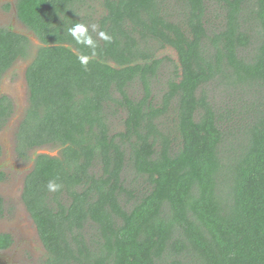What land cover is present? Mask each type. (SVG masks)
Wrapping results in <instances>:
<instances>
[{
	"label": "trees",
	"instance_id": "obj_1",
	"mask_svg": "<svg viewBox=\"0 0 264 264\" xmlns=\"http://www.w3.org/2000/svg\"><path fill=\"white\" fill-rule=\"evenodd\" d=\"M95 1L16 2L41 43L20 153L60 148L23 193L44 264H264V0ZM31 45L0 27V74Z\"/></svg>",
	"mask_w": 264,
	"mask_h": 264
},
{
	"label": "flooded vegetation",
	"instance_id": "obj_2",
	"mask_svg": "<svg viewBox=\"0 0 264 264\" xmlns=\"http://www.w3.org/2000/svg\"><path fill=\"white\" fill-rule=\"evenodd\" d=\"M16 2L17 0H0V27L27 35L31 42L30 36L25 33L27 28L17 17ZM21 27L23 28L20 30ZM29 32L34 35L32 31L29 30ZM32 43L34 42L32 41ZM40 44L39 42V46ZM39 46L35 47V53ZM16 60L0 74V235L8 237V244L0 247V264H33L36 262L33 260L35 241H40L44 250L45 247L37 226L27 210L23 193L26 181L34 169L36 155L39 154L36 151L37 153L35 152L29 157L31 155L29 151L40 146L25 147L24 152L20 153V128L24 124L30 106V92L26 72L25 74L19 73V77L13 82L8 77L5 78V74L15 67ZM4 145L8 148L11 147L14 154ZM28 157L27 170L19 175L18 172L23 171L22 168H19V162L25 161ZM5 159L10 160V169L3 164ZM7 179L15 180L9 187H4ZM13 197L19 200L20 207L18 209L14 200L10 199ZM6 205L9 206V209L6 208ZM15 207L17 211L13 212ZM44 263L45 258L42 261V264Z\"/></svg>",
	"mask_w": 264,
	"mask_h": 264
},
{
	"label": "rangeland",
	"instance_id": "obj_3",
	"mask_svg": "<svg viewBox=\"0 0 264 264\" xmlns=\"http://www.w3.org/2000/svg\"><path fill=\"white\" fill-rule=\"evenodd\" d=\"M91 3H92V10L94 11V13L98 16L100 13H103L105 12V9L103 8V6L101 4H99V2L95 1V0H91ZM89 13H92L93 11L91 9H87ZM16 28L17 25H15ZM23 27L19 28L20 30L22 29ZM29 36H30V39L34 42L32 43L31 41V51H30V54L27 55L26 57H21L19 59L16 60V62L14 63L15 67L12 69V70H9L6 74H5V78L8 77L10 79L11 82L15 81L18 77H19V73H22V74H25V72L27 71V68L29 66V64L33 61V58L35 56V47L39 46V40H37L33 34H31V32H29V30L27 29L26 32ZM167 49H164V50H157V56H163L165 54H168L170 55L172 58L174 59H177V56H176V51L168 46L166 47ZM13 65V66H14ZM161 72H162V69H161ZM158 82L159 80L161 81V79H157ZM135 91L138 89V93L140 94H144V92L142 91V88L140 87V85L137 84V82L135 83ZM124 112L121 110L119 111L117 114L114 113V116H110L109 117V121L112 125V132L111 134H115L117 132H119L120 130H122V125H121V121H122V118L124 117ZM22 143V142H21ZM22 146V145H21ZM5 148H7V150H9L10 152H12V154H14L13 152V149L11 147H6L4 145ZM23 147V146H22ZM39 152V154H49L50 156L52 157H55V156H58L59 155V152H60V148L58 146H55L54 144H41L40 147H35L34 149L30 150V154L29 157L32 156L33 153L35 152ZM36 152V153H37ZM16 154V152H15ZM29 157L27 159L24 160H21L19 162V168H22L23 171L21 172H18L19 175L22 174V172H25L27 170V166H28V163H29ZM17 160V159H16ZM9 163H10V160L9 159H5L3 161V164L8 168L10 169L9 167ZM35 165V164H34ZM31 166V165H30ZM31 168V167H30ZM30 171V170H29ZM28 171V172H29ZM32 172V171H31ZM15 180V179H14ZM13 180V181H14ZM13 181H9V179H7V181L5 182V186L4 187H9L10 185H12ZM53 194V193H52ZM53 196V195H52ZM10 199H13L14 202L16 203L17 205V209L20 207L19 206V200L16 198V197H13V198H10ZM6 208L9 209V206L6 205ZM16 207L14 209L13 212H16ZM29 222H31V220L29 219ZM35 256H34V262L33 264H42V261H43V258H45V260L47 259V254L41 244L40 241H35Z\"/></svg>",
	"mask_w": 264,
	"mask_h": 264
},
{
	"label": "clouds",
	"instance_id": "obj_4",
	"mask_svg": "<svg viewBox=\"0 0 264 264\" xmlns=\"http://www.w3.org/2000/svg\"><path fill=\"white\" fill-rule=\"evenodd\" d=\"M93 30H95V26H93ZM67 32L68 35H70L76 41L77 44H82L85 47L93 49V54H95L96 44L95 41L92 39L91 35H89L88 28L86 25L82 23H77L72 27L68 28ZM99 36L105 41H111V37L105 34L104 32H100ZM89 58L90 57L87 55H80L78 57V60L82 66L87 67ZM46 187L48 191H58L61 188V185L53 180H50L47 183Z\"/></svg>",
	"mask_w": 264,
	"mask_h": 264
}]
</instances>
